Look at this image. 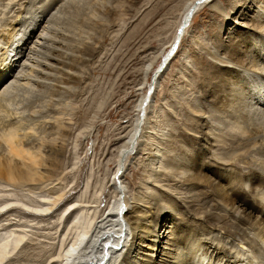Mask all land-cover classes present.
<instances>
[{
    "label": "rangeland",
    "instance_id": "rangeland-1",
    "mask_svg": "<svg viewBox=\"0 0 264 264\" xmlns=\"http://www.w3.org/2000/svg\"><path fill=\"white\" fill-rule=\"evenodd\" d=\"M188 1L193 0H0V60L16 54L9 48V37H14L17 54L21 53L6 87L0 86V92L9 87L1 98L5 107L0 108V139L5 133L16 131L19 138L27 141L29 152L45 158L48 146L52 145L48 141L59 142V130L65 126L69 130L57 167L48 179L24 185L0 180V242L5 238H24V243L2 264H52L54 257L73 241L80 226H86L87 222L93 227L109 206L116 210L121 198L127 195L144 200L158 195L160 203L165 201L175 208V221L181 227L193 233L203 230V238L219 241L227 248L248 250L240 242L243 236L253 239V234L234 238L228 227H221L228 225L233 230L237 226L215 205L214 194L221 196L216 184L203 183V176L214 178L213 173L199 171V177L203 178L201 185H185L184 178L194 171L189 169L187 173L182 164L204 156L202 151L211 146L210 142L218 144L208 139L207 133L220 138L233 131L235 136L240 135L245 127L259 129L262 132L258 141L264 144V79L259 72L264 73V36L254 38L255 50L247 46L259 73L246 70L229 82L234 83L233 94L246 93L228 107L233 114L219 112L215 102L206 97L212 76L218 80L227 77L213 55L223 58L227 53L235 55L233 50L242 45L244 37L242 24L255 25L262 19L264 22V0L253 6L250 2L252 8L245 7L243 15V0H216L225 12L202 7L187 28L177 33L182 37L173 43ZM95 21L100 28L89 30L87 35L86 25ZM86 43L91 45L93 56L79 74L82 80L54 93L52 89L61 74L49 68H56L58 59L70 62L77 55L75 49ZM36 69L45 70L51 78L42 77ZM229 83L221 81L218 88ZM143 98L146 102L141 109ZM139 115L140 138L131 145L120 169L119 150ZM183 130L193 134H185ZM203 130L207 132L204 138L196 137ZM233 138L239 137L228 136L226 150L211 146L213 153L222 150L230 153ZM8 149L4 142L0 154L8 155ZM257 149L249 154V163L264 162V153L261 156ZM211 157L208 153L207 162L212 167L215 162ZM238 164L235 166L246 167L243 162ZM236 167L213 166L212 170L228 174L227 169ZM42 209L47 214L35 215ZM73 209L80 211L79 215H73L77 220L70 225L66 217ZM206 214H211V223L219 222L220 227L210 230L206 224V230L203 229L196 218ZM245 251L241 249L243 258L249 254Z\"/></svg>",
    "mask_w": 264,
    "mask_h": 264
},
{
    "label": "bare ground",
    "instance_id": "bare-ground-1",
    "mask_svg": "<svg viewBox=\"0 0 264 264\" xmlns=\"http://www.w3.org/2000/svg\"><path fill=\"white\" fill-rule=\"evenodd\" d=\"M215 1L216 0H193L191 1V3L190 1H188L189 3H187L185 6V12L183 14L181 23L177 28L178 31L175 34L173 43L182 37V34H179L178 36L177 33L181 29L187 28L186 25L189 23L191 18H193L196 11H198L202 7L210 6L213 11L224 13L225 8L218 5V3L216 4ZM243 1L245 4L244 8L247 7L250 9L252 8L251 6L258 3V1L260 2V0H255V2L254 0ZM250 2L252 3L251 6L249 5ZM247 8L242 10V15L244 10H246ZM109 12L111 13V11ZM93 18L95 17H92V20ZM95 20L100 21L96 18ZM262 20H258L255 25L242 24L245 26L244 37L241 42L243 46L240 44L237 45L236 49L233 50L235 53L234 56H230L231 54L227 52V56L225 58L217 56L216 54L213 55V58L216 59L217 65L227 73V77L224 79L218 80L217 76H212L211 80L213 81L210 83L208 93L206 94V97L211 99V102H215V104L218 106L217 110L219 112L233 114L232 112H230L228 107L231 106V104H233L237 99L245 97L246 93H240L236 95L233 94L232 92L235 90V88L233 87L235 86L232 87V85L234 83H229L232 79L242 76L240 75V72H244L246 70L247 72H255L256 74L261 72V77L264 79V73L260 70L258 72V70L255 68L256 65L253 64L255 60L252 59V55H250L248 52V48H250V50H255L254 48L256 42L254 41V38L258 36H264V22ZM96 21L92 25H89V23L86 25L85 23V32L87 35L89 34V30H96L98 27L100 28L99 22ZM13 38L14 37H9L7 43L9 44V48H13L11 49V51H16V54L13 57L8 54L6 58L0 60V86L2 87L7 84L8 81L6 82V80L13 73V65L16 62L19 63L20 60L19 55L21 53L17 54V51L19 49L17 46L14 47L15 42L13 41ZM11 39L12 42H10ZM93 40L95 39H92L91 41ZM20 43V41L17 42L18 45ZM75 50L77 52V55L72 58L70 62H68V60L67 62H64V59H58V66L56 68H49L51 71H57V73L61 74V78L58 79L57 84H55L54 88L52 89L54 93H61L64 91L65 85L79 83L82 80L79 74H81L80 72L85 63L88 62L89 57L93 56L91 55V45L87 43L82 44V46L78 47ZM8 51H6L5 54H7ZM60 53H57L59 57ZM167 55L164 58L165 62L169 57ZM253 58H255V56ZM164 65L165 64L163 61L161 69ZM258 68L260 69V66ZM32 70L35 71L34 69ZM44 71L45 70H37L36 73H39L46 79L47 77L51 78L50 74H47ZM157 71L158 73L161 72L159 69ZM239 80H237V84H239V82L241 81ZM221 81H224V83L228 82L229 85H227L225 88H222L223 86L221 88H218L219 82ZM37 82L39 84L42 83L40 80H37ZM8 88H6L3 92H0V108L5 107L1 102V98L5 93H7ZM144 98L140 101V108L142 106L144 107L145 105L146 99ZM141 109L139 110L140 113ZM194 116L200 115L194 113ZM240 116L243 118L244 113H241ZM141 127L142 118L141 115H139L136 123L134 124L132 133L125 141V144L119 150V156L121 157L119 161L120 169L123 163V159L125 158L127 152L130 151L131 145H135L138 138H140V136L138 135L141 134ZM258 130L254 129L253 131L247 130L246 127L242 128L241 134L236 135L239 138H233L234 140L231 139V144L234 145L232 146L230 153H227V151H225L228 147V136L236 137V132H228V134L226 135H220V138H215L212 137L211 133L208 134L203 130V133H200L198 136H194H201V138H204V134L207 133L206 137L208 139L218 143L213 144V142H210V145L212 147H223L225 150L220 151V153H213V150L210 146L208 149L205 148V150L202 151L204 153V156H202L201 154L195 158L194 162L186 160L182 164L184 170L188 169L186 170L187 173L189 169L191 171H194L188 173L186 178H184L185 185H201L203 178L201 179V177H199V174H201L199 171L202 172V170H207L213 173L214 178H212L208 174H204L205 176L203 177L205 179L203 183L205 182L207 184H210L211 181H213V184H216V188L219 192H221V196L217 197V194H214L213 200L216 203L215 205L225 211L228 218L233 220V222L237 226H234L236 229L233 230L228 225H221V227H228L230 236L234 238H237L238 236L240 237V235H243L245 233L253 234V239L249 240L243 236V241L240 242L243 245L247 246L248 250L243 248H240V250H234L233 248H230L231 246L227 248L221 245L219 241L216 242L212 239L208 240L209 238H203V235L205 233L202 232L203 230H195L196 232L193 233L190 229L183 228V226L181 227L180 223H177L175 221V215L177 213L175 208H173L171 204L164 203L165 201L160 203V199L157 200L158 195L156 197H150L149 200H144L143 197L131 198L127 195L123 199L121 198L120 204L118 205V208H116V210H114V208L111 209V206H109L106 212L100 218L101 220L95 223L93 227H91V223V225H89L87 224V222L85 223L86 226L84 224L80 226L81 230L79 228L80 231H78L73 241L69 243L64 252L59 254V256L54 257L55 259H53L52 264H196L197 262H199L198 264H243L245 263L246 258L248 259L247 264H264V162L249 163V154L251 155V153L254 152V149L258 148L257 151L259 154H261V156L264 153V144H259L258 141V137L261 136L260 134L262 131L259 132ZM59 131L60 132L58 134L60 135V141L57 143H55L53 140L51 142L48 141L47 144L52 145L48 146L47 152L45 151V158H43L42 156L39 157L40 155L38 154V156L37 153L33 152V154L31 152L32 150L29 152L28 148L26 147L28 144L27 141L19 138L18 132L12 131L9 133H5L3 136L1 135L2 137L0 139V146L4 142L8 144L9 154H0V180H5L14 185H24L29 183L31 184L33 182L39 183L41 181L40 179H48L52 174L53 169L57 167L58 160L60 159L61 152L63 150V142L65 141V138L69 132L67 126L62 127ZM186 132L188 134H193L189 130H183V133L186 134ZM238 150L241 152L234 153L232 155L231 152ZM208 153L212 155L211 160L215 162L212 167L222 165L236 167L235 165L238 164V162L245 163L246 167L227 169V171L230 170L228 171V174H225L223 172L219 173L217 172V170H212L210 163L207 162ZM201 159L202 163H200ZM247 168L249 170L245 171L244 169ZM171 174H173V172L168 175ZM158 181L155 180V182L157 183ZM164 191L166 190L164 189ZM121 194L122 193L119 194L118 192V197H121ZM152 194L154 193L152 192ZM160 201H162V199ZM74 209L66 217L68 222L70 220V225L74 224L77 220V217L73 218V215L77 214L80 211V209L76 211ZM42 210V212L35 213V215L44 216L45 214H47L44 209ZM158 210L161 212L159 213ZM107 212L108 214H106ZM196 219L202 222L200 223V225L203 229L207 227L205 226L206 224H208L209 229H212L215 226L220 227V224H218L219 222H215L214 224L211 223L213 220L211 214H206L204 217L197 216ZM23 239L24 238L22 237L13 240L5 238L0 242L1 264L8 259L7 257L10 253L17 250L20 247V244L24 243ZM180 248L186 251H179ZM241 249L246 250L245 252L249 253L250 255L248 254V256L246 255V258H243V255L245 254L241 253ZM200 250H202L203 252L201 255H198L197 253Z\"/></svg>",
    "mask_w": 264,
    "mask_h": 264
}]
</instances>
